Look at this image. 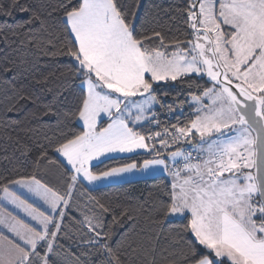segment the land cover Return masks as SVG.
<instances>
[{"label":"snow or ice","instance_id":"6c2138e0","mask_svg":"<svg viewBox=\"0 0 264 264\" xmlns=\"http://www.w3.org/2000/svg\"><path fill=\"white\" fill-rule=\"evenodd\" d=\"M33 146L0 264H264V0H0V160Z\"/></svg>","mask_w":264,"mask_h":264},{"label":"trees","instance_id":"16d2710c","mask_svg":"<svg viewBox=\"0 0 264 264\" xmlns=\"http://www.w3.org/2000/svg\"><path fill=\"white\" fill-rule=\"evenodd\" d=\"M148 2V0H145ZM159 2V0H157ZM166 3L175 2V0H165ZM28 144H32V141H26ZM39 149L33 146V151L31 153V158H26L21 156L19 152L15 153L16 159L9 163L8 161L0 160V172H2L6 167L11 169L13 164L19 167L22 171L31 172L33 168L32 160L36 157ZM0 155H3L0 152ZM9 155H12V149L9 148ZM108 163H113V161H109ZM102 167V165H101ZM41 174L44 176V179L50 182L53 185L59 186L62 180V170L58 169L56 166L47 165L45 168L41 169ZM150 178L141 179V180H133L132 183H125L121 186L116 187H105L102 192H95L93 195H105L106 198L115 199L119 197L121 200L124 199L126 195H138L140 191L150 187L152 184L156 183Z\"/></svg>","mask_w":264,"mask_h":264},{"label":"crops","instance_id":"0c3cea01","mask_svg":"<svg viewBox=\"0 0 264 264\" xmlns=\"http://www.w3.org/2000/svg\"><path fill=\"white\" fill-rule=\"evenodd\" d=\"M94 163H95V162H94ZM131 179H132V181H133V180H141V179H145V178H140V177H132Z\"/></svg>","mask_w":264,"mask_h":264},{"label":"built area","instance_id":"2783aa9c","mask_svg":"<svg viewBox=\"0 0 264 264\" xmlns=\"http://www.w3.org/2000/svg\"><path fill=\"white\" fill-rule=\"evenodd\" d=\"M161 119H164V116L163 115L161 116Z\"/></svg>","mask_w":264,"mask_h":264}]
</instances>
